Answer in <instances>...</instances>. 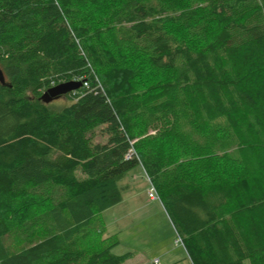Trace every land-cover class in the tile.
Instances as JSON below:
<instances>
[{"label":"trees","instance_id":"obj_1","mask_svg":"<svg viewBox=\"0 0 264 264\" xmlns=\"http://www.w3.org/2000/svg\"><path fill=\"white\" fill-rule=\"evenodd\" d=\"M0 66V264H124L138 166L193 264H264V0H0Z\"/></svg>","mask_w":264,"mask_h":264},{"label":"rangeland","instance_id":"obj_2","mask_svg":"<svg viewBox=\"0 0 264 264\" xmlns=\"http://www.w3.org/2000/svg\"><path fill=\"white\" fill-rule=\"evenodd\" d=\"M149 185L147 174L141 166L132 169L120 181L122 202L101 213L106 232L119 240L114 253L132 252L124 264H151L155 259L160 261L159 264H193L163 199L159 195L156 199L149 197ZM20 201L19 210H12L15 216L28 211L25 210L27 197L22 196ZM5 213L7 216L11 214L10 211ZM33 217L32 212L29 219ZM19 219L22 221V216ZM14 224L6 241L11 243L13 236L18 246H25L31 236L41 235L44 229L43 221L39 219L27 224Z\"/></svg>","mask_w":264,"mask_h":264},{"label":"water","instance_id":"obj_3","mask_svg":"<svg viewBox=\"0 0 264 264\" xmlns=\"http://www.w3.org/2000/svg\"><path fill=\"white\" fill-rule=\"evenodd\" d=\"M0 81L1 82H5V74L0 66ZM81 85V82H65L62 84H59L56 87H53L52 89H50L49 92H51L52 96L49 95L48 92H46L43 95V98L46 102H50L53 100L54 97H59L62 94H65L67 92H70L72 90L77 89L79 86Z\"/></svg>","mask_w":264,"mask_h":264},{"label":"built area","instance_id":"obj_4","mask_svg":"<svg viewBox=\"0 0 264 264\" xmlns=\"http://www.w3.org/2000/svg\"><path fill=\"white\" fill-rule=\"evenodd\" d=\"M148 195H149V197H150L151 199H156V198H157L158 194H157L156 189H155L154 186H150V187H148ZM154 262H155V263H158L159 260H158V259H155Z\"/></svg>","mask_w":264,"mask_h":264},{"label":"crops","instance_id":"obj_5","mask_svg":"<svg viewBox=\"0 0 264 264\" xmlns=\"http://www.w3.org/2000/svg\"><path fill=\"white\" fill-rule=\"evenodd\" d=\"M159 263H160V261H159ZM159 263H158V264H159Z\"/></svg>","mask_w":264,"mask_h":264}]
</instances>
